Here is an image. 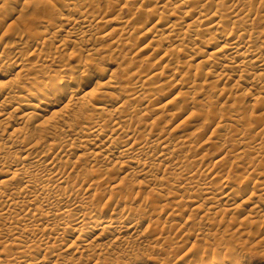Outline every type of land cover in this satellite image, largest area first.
<instances>
[{
  "label": "bare ground",
  "instance_id": "1",
  "mask_svg": "<svg viewBox=\"0 0 264 264\" xmlns=\"http://www.w3.org/2000/svg\"><path fill=\"white\" fill-rule=\"evenodd\" d=\"M103 1L0 0V264H256L245 253L256 232L264 244V0H124L137 11L111 30L121 1ZM134 35L154 64L121 57L118 74ZM195 117L200 133L175 134ZM237 232L249 241L217 239ZM208 235L211 252L186 250Z\"/></svg>",
  "mask_w": 264,
  "mask_h": 264
},
{
  "label": "rangeland",
  "instance_id": "2",
  "mask_svg": "<svg viewBox=\"0 0 264 264\" xmlns=\"http://www.w3.org/2000/svg\"><path fill=\"white\" fill-rule=\"evenodd\" d=\"M25 1H28V2H30V0H25ZM103 1V0H102ZM115 1V0H114ZM119 2L121 1V3L123 4V3H125L124 2V0H118ZM117 0L115 1V2H118ZM118 2V3H119ZM117 4L116 5V8H113L112 9V11H113V13H112V11L110 12H108V18L111 20H109L108 21V23L107 24H105L104 26H103V29L105 30V29H109V30H111L114 26H116V23H118V22H116V19L118 18V17H127V16H129V15H131L133 12H135V11H137V9L135 10V7H136V3H133L132 1L131 2H128L127 4L125 3V5L123 4V6H121L122 4ZM104 4H105V2L103 1L102 2V5L104 6ZM23 5V2H20V3H18L17 4V10L21 7ZM120 7H123V8H121L120 9ZM145 12V13H144ZM146 12H148V11H144V10H142L141 11V13L140 12H138V13H136V15H140V16H143V18H142V20H144L145 19V17H146ZM16 13H17V11L14 13V15H13V19H12V21H14V19H16V17H18L17 15H16ZM112 13V14H111ZM140 13V14H139ZM114 15H116L114 18H116V19H114L113 18V16ZM111 17H112V19H111ZM168 19L169 20H175V19H171V16H168L167 17V21H168ZM167 21H163V24H165ZM138 25H140V23H138ZM202 32H200V36L202 37ZM135 37H133V39L131 38V48L129 49V50H126L125 52H127L126 54L125 53H123L121 56H119V55H116V60H115V58H114V62H113V66H111V68H113V69H117L116 71L118 72V74H120L121 72H122V68L120 67V66H118V63L121 61V60H123V58L124 59H126L125 61L126 62H128L129 61V63H131V60H132V63L136 66H133V64L131 63V65H130V67H135V69L137 70V68L138 69H143V70H141V71H144V73H146V72H148L150 69H151V67H152V64H154L153 63V61H154V59H155V56H152V54L154 53L152 50H154L153 49V47L152 48H145L144 50L142 49L141 50V48L145 45V43H147L146 42V39L147 38H143V37H141V36H138V35H134ZM133 40V41H132ZM144 41V42H143ZM198 43H196L197 45L199 44V47H201V48H203L202 49V51L203 52H206V51H208V50H206V47H204L203 46V44H202V41L201 42H199V41H197ZM102 43H105V42H102ZM153 53H152V52ZM160 51H163V50H160ZM151 54V55H150ZM156 53H154L153 55H155ZM157 55H158V53H157ZM156 55V56H157ZM114 57H115V55H114ZM119 57V58H118ZM121 57H123L122 59H121ZM158 57V56H157ZM156 57V58H157ZM121 59V60H120ZM124 61V62H125ZM77 63L73 60L72 61V65L74 66V65H76ZM123 65V64H122ZM188 69V65L187 64H182L180 67H179V72H177V74L175 75V77H177V79H180L181 77V75H183L182 73H184V74H186V72L185 71H188L187 70ZM123 73V72H122ZM122 73H121V75H122ZM172 72L170 71V70H166V74L167 75H169V74H171ZM89 87H91V86H89ZM130 91H131V89H130ZM206 92V91H205ZM169 93V94H168ZM174 93H176V88L175 89H172L171 91L169 90V92H167V94L171 97L172 95H174ZM123 99V98H122ZM121 99H118V101H120ZM261 100H263L262 101V106L261 107H257V108H255V113H254V115L255 116H259V115H261V113H263L262 111V107L264 106V99H261ZM247 103V105H245V106H248L247 108L249 109H247L246 111H247V113H246V116L245 117H247V118H249L248 116H250V117H252L251 116V114L250 113H252L251 112V110H252V107H250L249 106V104L248 103H250V101H248V102H246ZM248 112H250L249 113V115H248ZM49 116V114H46L45 116H44V118H46V117H48ZM244 117V123H246L247 122V118H245ZM260 117V116H259ZM203 119H205L204 117H202ZM202 118H198V117H195V118H191V119H189V120H187V121H183V120H177L176 122H175V124H172L171 126H176V125H178V128L176 129V132H175V134H177V135H179V136H182V137H188V138H190V137H193V136H196L197 135V133H200L201 131H202V122L204 121ZM264 118V117H263ZM261 119V123L263 124L264 123V119ZM183 119V118H182ZM245 119H247L246 120V122H245ZM251 119V118H250ZM248 120V122H250L251 120ZM256 122H260V120L259 119H256L255 120ZM201 127V128H200ZM235 127H238L236 130H241L242 128H244L245 127V125L244 126H235ZM262 127H264V125H262ZM167 129H170V127L168 126L167 127ZM72 156H74V155H71V157ZM123 171L125 170V168H123L122 169ZM74 175H76V174H74ZM116 177H118L117 175H115L114 173H112V178L113 179H110V180H106V181H104L105 182V184H102V185H97V186H95V188H93V189H91L90 190V188H89V193L90 194H94V193H99V192H102V191H107V189L110 187V185H111V182L112 181H114L115 179H116ZM87 178H89V175H87V172L86 171H83L81 174L80 173H78V175L76 176V178H74V181H75V190L76 189H79V191L81 192V193H85V192H88V190H87V187H88V183H89V181L87 180ZM235 178V177H234ZM108 181V182H107ZM93 196H95V195H93ZM97 203V205L101 208H106V206H107V200L106 199H103V200H99L98 202H96ZM115 206L114 205H111V206H108L107 208H106V210H112L113 208H114ZM183 211V213H182V215L181 216H179V217H177L176 218V221L178 222L177 224H180V223H182V222H184V220H185V217L187 216V215H189V213H191V210H190V206H187V207H185V210L183 209L182 210ZM192 214H193V212H192ZM162 217H164V216H161V217H159L160 218V220H162ZM263 226V227H262ZM262 226H260L259 227V231H261V232H264V225H262ZM175 229V228H174ZM175 231V230H174ZM192 231V230H191ZM255 230H253V232H254ZM240 233H242V232H237V233H235V235L234 236H231V235H223L222 233H220L219 235H221V236H217V239L219 240V242L221 243V242H224V243H229V242H233V244H235V242L234 241H237V244L239 245V243L238 242H240V243H242V242H245L246 240H247V238H246V236H241L240 235ZM254 235H255V232H254ZM259 236V233H257L256 232V236ZM256 236H253V237H255V238H252L253 240L254 239H260V237H256ZM204 237V239H206L205 241L203 240V239H191V242L189 241L188 243V245H187V248H186V250L188 249H190V251L192 252V254H195L194 255V257H199V256H201L204 252V254H206V252H207V254H208V252H211L210 251V248L208 249L209 251H207V249H203V248H205V243H206V241L207 240H209V238H211V235H208V236H203ZM252 239H250L251 241L250 242H248L249 244L250 243H254L253 245L252 244H248V243H246L250 248H251V245H252V250L250 249V250H248V246H247V248L244 250L246 253L245 254H247L246 256H248L250 259H252L256 264H264V244H257V241L259 240H255L256 242H252ZM218 240H217V242H218ZM245 240V241H244ZM247 241H249V240H247ZM218 242V243H219ZM217 243V244H218ZM255 244H256V246H255ZM255 246V247H254ZM201 247V248H200ZM198 248V249H197ZM200 248V249H199ZM195 249V250H194ZM197 249V250H196ZM203 250V251H202ZM211 250H213V249H211ZM210 254V253H209ZM194 260H196V258H194Z\"/></svg>",
  "mask_w": 264,
  "mask_h": 264
}]
</instances>
